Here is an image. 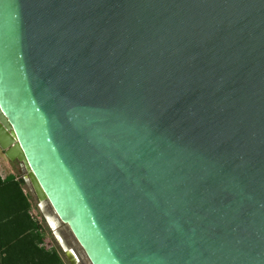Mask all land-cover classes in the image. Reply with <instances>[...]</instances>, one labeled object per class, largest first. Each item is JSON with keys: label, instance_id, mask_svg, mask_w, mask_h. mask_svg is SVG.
Returning <instances> with one entry per match:
<instances>
[{"label": "water", "instance_id": "95a60500", "mask_svg": "<svg viewBox=\"0 0 264 264\" xmlns=\"http://www.w3.org/2000/svg\"><path fill=\"white\" fill-rule=\"evenodd\" d=\"M0 149L90 264H264V0H0Z\"/></svg>", "mask_w": 264, "mask_h": 264}, {"label": "trees", "instance_id": "16d2710c", "mask_svg": "<svg viewBox=\"0 0 264 264\" xmlns=\"http://www.w3.org/2000/svg\"><path fill=\"white\" fill-rule=\"evenodd\" d=\"M23 184L12 174L0 176V264H64L57 251L40 247L43 235L28 215Z\"/></svg>", "mask_w": 264, "mask_h": 264}, {"label": "rangeland", "instance_id": "374dc122", "mask_svg": "<svg viewBox=\"0 0 264 264\" xmlns=\"http://www.w3.org/2000/svg\"><path fill=\"white\" fill-rule=\"evenodd\" d=\"M0 174L1 175H8L13 174L17 176L19 179L24 180L23 187L26 188L28 193V198L34 203L37 202V199L33 193V190L30 185L26 183L28 181V171L24 167L23 163L15 161L11 162L3 155L0 150ZM40 206V205H39ZM42 209L47 211L48 214L53 215L50 206L47 202L41 203ZM41 211V210H40ZM42 213V211H41ZM44 227L46 233L48 235L49 243H51L58 251L59 255L61 256L64 264H70L68 258L66 256V252L72 251L76 257V264H90L87 258L85 257L82 250L79 248L77 243L74 241L68 230L59 222H56V225L53 226V229L50 228L46 220L44 219L42 213ZM81 262V263H80Z\"/></svg>", "mask_w": 264, "mask_h": 264}, {"label": "built area", "instance_id": "2783aa9c", "mask_svg": "<svg viewBox=\"0 0 264 264\" xmlns=\"http://www.w3.org/2000/svg\"><path fill=\"white\" fill-rule=\"evenodd\" d=\"M0 176L2 179H4L7 175L3 176L0 174ZM13 176L15 177L16 181L20 180L17 176L15 175ZM21 191L23 195L27 198L29 203L28 215L30 219L36 224L38 231L43 235V240L40 244V247H43L47 251H53V250L57 251V249L51 243H49L48 235L44 227V221H43L42 213L39 209L38 202L35 201L34 203H32V201L28 198V193L26 191V188L23 187V185L21 186Z\"/></svg>", "mask_w": 264, "mask_h": 264}, {"label": "flooded vegetation", "instance_id": "af4514ba", "mask_svg": "<svg viewBox=\"0 0 264 264\" xmlns=\"http://www.w3.org/2000/svg\"><path fill=\"white\" fill-rule=\"evenodd\" d=\"M1 150V149H0ZM1 152L3 153V155L6 157V159H8L9 160V158L6 156V151H2L1 150ZM9 161H11V160H9ZM16 160H13V161H11V162H15ZM38 205H39V203H38ZM74 259V258H73ZM81 263V262H80ZM81 264H83V263H81Z\"/></svg>", "mask_w": 264, "mask_h": 264}, {"label": "crops", "instance_id": "0c3cea01", "mask_svg": "<svg viewBox=\"0 0 264 264\" xmlns=\"http://www.w3.org/2000/svg\"><path fill=\"white\" fill-rule=\"evenodd\" d=\"M67 258H68V261H69L70 264L74 263V259H73V257L68 256Z\"/></svg>", "mask_w": 264, "mask_h": 264}]
</instances>
